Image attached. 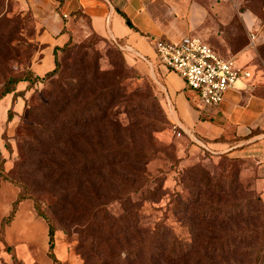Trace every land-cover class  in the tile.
I'll list each match as a JSON object with an SVG mask.
<instances>
[{
	"label": "rangeland",
	"instance_id": "374dc122",
	"mask_svg": "<svg viewBox=\"0 0 264 264\" xmlns=\"http://www.w3.org/2000/svg\"><path fill=\"white\" fill-rule=\"evenodd\" d=\"M262 2L249 0L244 6L260 11ZM79 23L72 26L71 40L58 53L61 70L57 75L31 85L21 82L16 85V92L0 100V114L5 118L2 123L0 116V264H53L48 256L47 223L37 214L34 207L36 200L55 222L54 253L57 258L64 264H95L94 258H90L92 254L88 252V243L83 246L84 242L74 227L60 220V215L70 209L68 196L74 198L72 194L78 195L79 190L85 199L92 195L91 191L86 190V183L81 186V180L72 171L79 163L66 154L72 152L69 149L74 152L84 149L90 139L84 137L87 141L79 142L68 138L66 133L62 139H55L52 135L54 131L64 133L62 127L59 128L60 123L67 125L64 118L72 116L76 109L58 101L61 85L74 89L77 81H83L85 92L90 93L92 88L86 82L118 73L127 78L126 83L148 82L163 107L157 82L135 67V71L130 70L132 66L123 45L92 34L85 21L77 28ZM41 37L42 27L29 0H0V95L10 77L27 75V72L43 77L53 68L52 50L47 48ZM156 40L150 39L154 51L153 60L160 62L155 50ZM160 64L171 71L165 64ZM177 75L186 87L184 79ZM185 94L190 105L200 111L193 101L195 91L186 87ZM124 103L122 101L117 104L116 123L123 127L131 126L129 122L132 118L124 112ZM10 109L12 116L8 119ZM130 132L134 136L135 147L156 152L155 158L146 166V171L153 179L151 187L161 184V177L164 182L162 190L158 192V202L153 206L162 208V212L168 216L167 223L179 239L189 241L192 238L187 223L180 219V214L174 212L180 206L181 197L185 199L188 196L189 190L184 186L194 185L191 179H210L216 184L226 183V186L230 182L233 185L238 182L241 185L231 193L232 196L235 194L240 200L252 192L264 201V158L193 151L186 137L177 136L169 126L161 132ZM78 135L81 140L82 134ZM106 173L99 171L94 178V187L100 189V192L105 188L102 179ZM105 179L106 184H109L108 177ZM59 182L63 183L57 185ZM21 190L28 192L32 198L19 204L15 218L8 223L13 201ZM141 195L138 193L133 199L137 200ZM60 203L64 209L58 210ZM145 205L150 207L151 202ZM108 208L115 215L122 210L118 203L110 204ZM159 217V212L145 214L141 222L155 221ZM142 261L139 258L131 263L142 264ZM159 263L167 264L161 259Z\"/></svg>",
	"mask_w": 264,
	"mask_h": 264
},
{
	"label": "trees",
	"instance_id": "16d2710c",
	"mask_svg": "<svg viewBox=\"0 0 264 264\" xmlns=\"http://www.w3.org/2000/svg\"><path fill=\"white\" fill-rule=\"evenodd\" d=\"M263 4L264 0L260 11L251 7L262 20ZM86 23L92 34L110 40L92 31L89 23ZM71 38L72 33L63 46L54 47L53 68L43 77L33 72L10 77L3 85L0 100L16 92V85L21 82L31 85L57 75L61 70L58 53L65 49ZM131 66L130 70L135 71V65ZM104 77L86 82L92 88L90 93L85 92L83 81H77L74 89L68 85L59 87L58 101L76 109L72 116L64 118L67 125L60 123L59 128L62 127L64 133H52L55 139H62L65 133L68 138L79 142H86L84 137L90 139L86 146L83 143L84 149L75 152L69 149L72 152L66 154L79 163L72 171L81 180V186L86 183V190L91 191L92 195L85 199L79 190L78 195L72 194L74 198L68 196L70 209L60 215V220L74 227L84 242L83 246L88 243V252L92 254L90 258H94L95 264H132L139 258L143 260L142 264H160V259L167 264H264V201L252 192L240 200L237 195L232 196L231 193L241 185L238 182L235 185L230 182L226 186V183L216 184L210 179H191L194 185L184 186L189 190L188 196L185 199L181 197L180 206L174 212L180 214V219L187 223L192 238L184 241L177 237L172 226L167 223L168 216L162 212V208L153 206L158 202V192L162 190L164 182L161 177V184L156 182L157 186L151 187L153 179L146 171V166L155 158L156 152L135 147L134 136L130 132H161L168 126L173 128L174 124L148 82L126 83L127 78L118 73ZM122 101L125 102L124 112L132 118L131 122L128 121L132 123L131 126L123 127L116 123L117 104ZM11 116L10 109L8 119ZM76 128L77 131H74ZM260 133L258 130L253 131V134ZM78 134H82L81 140ZM99 171L107 172L105 177L110 180L106 184L103 177L105 188L102 192L94 187V178ZM138 193L142 195L134 200L133 196ZM27 198H32L28 192H18L8 215V223L13 221L19 204ZM149 202L150 207H146L145 204ZM115 203L122 208L116 215L108 208ZM34 207L47 223L48 256L53 264H64L54 253L55 222L37 200ZM58 207V210L64 209L61 203ZM155 212H159L161 217L155 221L141 222L145 214Z\"/></svg>",
	"mask_w": 264,
	"mask_h": 264
},
{
	"label": "crops",
	"instance_id": "0c3cea01",
	"mask_svg": "<svg viewBox=\"0 0 264 264\" xmlns=\"http://www.w3.org/2000/svg\"><path fill=\"white\" fill-rule=\"evenodd\" d=\"M29 1L42 27L41 39L52 53L82 21L123 45L128 61L157 82L164 110L193 151L264 158V19L244 8L246 0ZM250 31L258 35L255 47L249 45ZM185 36L200 38L224 58L235 57L251 74L229 89L216 107L194 109L177 73L153 60L151 38L177 41ZM256 130L261 133L253 134Z\"/></svg>",
	"mask_w": 264,
	"mask_h": 264
},
{
	"label": "built area",
	"instance_id": "2783aa9c",
	"mask_svg": "<svg viewBox=\"0 0 264 264\" xmlns=\"http://www.w3.org/2000/svg\"><path fill=\"white\" fill-rule=\"evenodd\" d=\"M248 37L249 45L255 47L257 33L250 31ZM155 50L160 63L179 74L186 87L195 91L193 101L200 111L220 105L229 89L251 75L238 66L235 57L218 55L198 37L185 36L177 41L158 39ZM173 129L177 136L182 135L176 125Z\"/></svg>",
	"mask_w": 264,
	"mask_h": 264
},
{
	"label": "water",
	"instance_id": "95a60500",
	"mask_svg": "<svg viewBox=\"0 0 264 264\" xmlns=\"http://www.w3.org/2000/svg\"><path fill=\"white\" fill-rule=\"evenodd\" d=\"M200 144H201L203 147H205V145H204L202 142H200Z\"/></svg>",
	"mask_w": 264,
	"mask_h": 264
}]
</instances>
